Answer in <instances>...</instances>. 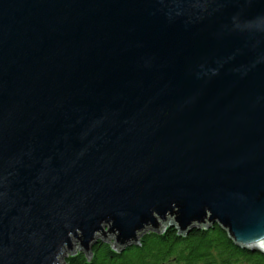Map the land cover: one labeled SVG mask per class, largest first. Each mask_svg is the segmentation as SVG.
Returning <instances> with one entry per match:
<instances>
[{
	"label": "water",
	"instance_id": "water-1",
	"mask_svg": "<svg viewBox=\"0 0 264 264\" xmlns=\"http://www.w3.org/2000/svg\"><path fill=\"white\" fill-rule=\"evenodd\" d=\"M214 224L264 253V0H0V264Z\"/></svg>",
	"mask_w": 264,
	"mask_h": 264
},
{
	"label": "trees",
	"instance_id": "trees-1",
	"mask_svg": "<svg viewBox=\"0 0 264 264\" xmlns=\"http://www.w3.org/2000/svg\"><path fill=\"white\" fill-rule=\"evenodd\" d=\"M66 264H264V253L250 252L234 245L217 225L207 230L193 229L185 235L174 227L163 233L148 232L138 245L122 252L111 243L98 240L88 260L81 252L69 255Z\"/></svg>",
	"mask_w": 264,
	"mask_h": 264
},
{
	"label": "bare ground",
	"instance_id": "bare-ground-1",
	"mask_svg": "<svg viewBox=\"0 0 264 264\" xmlns=\"http://www.w3.org/2000/svg\"><path fill=\"white\" fill-rule=\"evenodd\" d=\"M200 230H207V228H199Z\"/></svg>",
	"mask_w": 264,
	"mask_h": 264
}]
</instances>
